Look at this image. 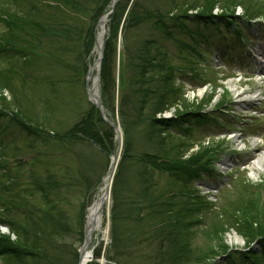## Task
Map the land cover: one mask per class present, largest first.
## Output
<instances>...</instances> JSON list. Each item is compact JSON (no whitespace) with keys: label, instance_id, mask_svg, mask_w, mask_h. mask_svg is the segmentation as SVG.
Wrapping results in <instances>:
<instances>
[{"label":"rangeland","instance_id":"374dc122","mask_svg":"<svg viewBox=\"0 0 264 264\" xmlns=\"http://www.w3.org/2000/svg\"><path fill=\"white\" fill-rule=\"evenodd\" d=\"M71 1L18 0L15 4H11L13 0L10 2L9 0H0L3 10L8 7L9 11L23 23L28 21L32 25L31 31L26 30L28 35L29 33L34 35V41L24 44L26 47L23 50L24 61L22 59L16 61L17 66H15L16 69L11 68L12 73L11 70L9 73L5 70L2 72L8 78L5 79V82L11 87V91H0V218L12 221L11 216L7 217L10 213L4 212V209L12 206L14 202L17 207L24 206L19 210L20 213L24 212L25 208L31 210L37 208L42 210L40 212L45 215L44 210L48 203L36 186H46V189L48 184H55L53 188L47 189V193L50 198H54L53 204L57 210L65 214L67 224L72 226L71 235L65 240L66 243L71 244L74 249H79L81 212L83 207L86 211L104 186L110 173L111 161L117 155L119 143L114 135V138L110 139L111 145L105 151L90 141L69 138L71 136L69 131L80 121L88 109L91 110L92 106L86 94L85 77L90 59L94 60L96 56L93 50L89 54L85 47H82L81 50V43L84 41L83 38L86 43L91 38L95 39L97 23L105 15L112 0L109 3L108 0H75L78 3L77 7L71 6ZM172 1L146 0L144 5L147 4L145 8L155 13V9L169 10L173 6ZM175 1L179 3L183 0ZM194 1L198 2L197 8L206 2V0ZM212 1L218 2L212 10L213 15L223 16L220 8L225 3L230 5L229 0ZM235 1H242V5L235 7L234 17L231 18L232 22H241V19L237 20L240 17L246 18L245 13L248 11L245 8L246 5L260 12L259 18H264V0ZM129 8L131 7L129 6ZM128 11L129 9L123 12L114 41L119 56L124 48L123 43L122 47L120 46V38L123 42L121 30L124 21L127 20ZM197 11L189 12L188 15H195ZM143 13L148 12L142 10L139 16L143 17ZM94 15L100 17L95 20L96 22L92 19ZM110 24L107 25V34L111 32ZM94 25L95 27L92 28L91 26ZM243 25L247 24L243 23ZM82 26H86L84 36L80 35L81 31H79L82 30ZM41 27L49 29V34L43 32ZM90 27L92 30L94 29L93 35L90 33L91 29L87 32ZM251 27L249 30L246 28L244 30L245 35L249 38H246L243 33V37L235 36L232 33H230L232 35L228 33L227 35L223 31L224 29L222 30L221 34L233 41L228 55L223 49L225 43L219 42L223 36L217 34L218 32L214 28L188 23L185 26L180 25L177 30L176 38L190 45L195 44L192 41V35L196 36L195 33L198 29H201L207 37L214 36L211 40L213 46H208L206 42L199 40V44H201L198 48L206 52L205 59L200 60L197 56L194 59L197 66L205 70L202 75L200 74L201 79L197 80L188 74L185 75L184 72L188 71H176L175 85L183 87L185 101L180 102L171 112L163 115L164 119L171 120L177 118L175 116L177 113H183L186 110L189 113H196L200 109V113L196 115L206 116L207 124L193 122L184 125L181 130L174 128L170 132L176 138L184 139L186 144L191 146L182 149V159L188 160L192 155H196L199 160L211 161L209 165L212 169L211 173L204 172L200 179L191 183L198 195L207 203L206 206L204 203L205 212H209V204L214 205V211H220V207L227 202L230 205L246 189L249 194L247 197L256 199H251L255 203H250L246 208L250 213L256 211H260V214L264 213V167L256 178L252 176L250 170L252 163L264 156V76L255 73L259 71L260 66L253 60L254 56L259 58V54L264 53V29L256 22ZM77 29L79 30L77 31ZM5 31L6 33L9 31L7 26L0 22V35ZM16 34L23 37L22 32H16ZM154 37L161 41V46L170 55L173 64L178 67L184 65L183 55L179 53L180 50H184L180 45L185 46L186 44H181L178 40L173 39H171L172 41L164 40L163 34H156L150 25L141 28L133 27L129 44L135 47L141 40ZM242 40L245 43H242ZM94 41L91 48L94 47ZM73 49L78 50L73 52ZM37 51L38 55L34 53ZM81 51L84 52V56L78 58ZM193 54L191 53L192 56L195 55ZM32 55H35L34 60ZM77 58L79 63L76 62ZM35 60L38 61L36 64L30 63ZM9 61L5 65L1 64L0 68L3 66H5L3 69L10 68ZM75 65H78L79 73L74 71ZM24 78H27L26 83L23 82ZM208 82L213 83L214 86L209 85ZM232 83L246 97L254 96L256 101H253L251 105L241 104L234 96L231 88ZM204 104L205 106H202ZM114 120L121 127L123 126V118L116 115ZM185 127L191 128L192 134H184ZM122 131L124 134L123 127ZM130 132L133 137V153L135 155L155 152L156 148L152 143L147 142L143 129L133 127ZM124 144L125 139L114 182L121 168L120 164L122 165ZM214 149L216 150L215 154H213L214 152L207 154L205 152ZM201 157L203 158L201 159ZM126 170L122 179L121 196L118 197L119 204L115 205L112 190L111 206L103 213V229L95 233L91 244L95 247L102 244L101 252L104 257L101 260L108 262V255L122 258V254L127 250H137L141 253L137 254L129 264H144L146 261L150 264V257L153 256V261H156L157 257L155 258L153 254L154 247L148 242L149 234L151 235L148 230L158 225L159 221L156 218L158 214L147 210L149 213L147 215L151 217L148 218V222L138 221V204H142V201L145 204L147 200L137 195L140 183L136 180L137 169L132 167V161L127 164ZM151 172L156 171L153 169ZM86 180H90V185ZM152 184L155 185V190L151 191L150 197H154V199L159 198L158 196L161 194L167 195L166 192L171 190L173 192L184 191L181 186L173 185L167 175L158 173H155V177L151 181ZM89 186L92 189L90 193ZM166 197H162L158 201L159 205L156 209L158 212L166 211L170 207L178 211L187 205V199L181 198V196H178V202L171 203ZM8 210L10 208L6 211ZM262 217L260 215L255 220L256 225H252L250 222L241 224V228L245 232L241 236L237 230L226 227L220 217L210 218L208 215H203L202 211L197 217L200 222L198 225L196 221H191L193 218L187 214L186 227L188 226V230L184 232L188 246H184V248H189L190 259H203V262L198 264H249L248 262L253 260L254 254L258 259L260 256H264V235L252 239L246 237L248 234L252 235L253 231H257L258 226L264 224ZM14 219L17 218L14 216ZM201 223L202 225H200ZM107 228L109 231L106 238L103 230ZM8 236L11 237L8 231L0 229V264H5V260L1 256L4 252L2 244L5 242L3 238ZM11 240L15 241L12 237ZM12 241L11 244H13ZM254 242L257 244L254 245V248H250V253L245 257H243L244 254L233 252L245 250Z\"/></svg>","mask_w":264,"mask_h":264},{"label":"trees","instance_id":"16d2710c","mask_svg":"<svg viewBox=\"0 0 264 264\" xmlns=\"http://www.w3.org/2000/svg\"><path fill=\"white\" fill-rule=\"evenodd\" d=\"M17 1L18 0H13L11 4H15ZM110 1L111 0H108V3ZM131 1L132 0H121L119 4H117L113 15H110L111 24L109 26L111 27V32L105 45L104 58L100 67L101 99L104 109L109 115L115 116L116 104L118 102L119 116L124 120L122 127L124 129L125 144L122 156L123 159H121L122 165L120 164L121 168L113 184L115 205L119 204L118 200L121 196L120 190L123 184L122 179L127 171V164L132 161V167H136L137 169L136 180L140 183L137 195L147 200L145 204L143 201L142 204H138V221L148 222V218L151 217L147 215L149 214L147 210H152L154 214H158L156 216L159 221L158 225L155 224L156 226L154 228L148 230L151 233V235L149 234L148 242L154 247L155 252L153 254L155 258L157 257L156 261L152 260L153 256L150 257V264H198L203 262V259H190L189 248H184V246H188L184 232L188 230V226L186 227L188 219L187 214L190 215V218H193L191 221H196L198 225L200 222L197 220V217L200 216L202 211L203 215H208L210 218L213 217L217 219L220 217L226 227L237 230V232L243 236L245 233L241 228L243 223L250 222L252 225H256L255 220L260 217V215L263 216L261 219L264 220V213L260 214V211L250 213L246 208L247 205L255 203L254 200H256L253 197H247L249 194L246 189H244V193H241V196H238V199L234 200L230 205H228L227 202L224 206L220 207V211H214V205L209 204V212H205L204 208L207 203L198 195L191 183L193 184L194 180L200 179L202 173H211L212 169L211 166H209L211 161L199 160L196 155H192L188 160L182 159V149L184 150L185 147L189 148L191 146H188L189 144L187 145L183 139L176 138L170 133L174 128L181 130V128H184V125L193 122H196V124H205L204 116L196 115L199 114L201 110L198 109L196 113H189V111L186 110L183 113H177V115H175L177 118L171 120L157 118L159 114H164L171 108L178 106L180 102L185 101L183 98V87L175 85L176 71H188L184 72V74L193 75V77L201 79L197 64L193 58L190 57L183 58L184 65L181 67L173 64L170 55L164 47L161 46V41L156 37L141 40L135 47L130 46L129 37L133 27L136 26L141 28L148 25L155 30L156 34L159 35L162 33L164 40L169 39L170 41H172L171 39H177L178 27L180 25L185 26L188 23H197L205 27H219L223 25L229 30L232 25L237 23V21L232 22L231 18L234 17L235 7H241L242 1L236 2L235 0H229L230 5L225 3L220 8L223 16L213 15L212 10H214L218 2H213L212 0H206L205 4L200 3L201 5L199 8H197L198 6L196 5L198 2L196 3L194 0H183L179 3L173 0V6L169 8V10L163 11L162 9H155V13L145 8L147 5H144L146 0H134L131 8H129ZM70 5L73 7L75 5L77 7L78 3L72 0ZM71 6L70 8H72ZM245 8L249 12L246 11V18H243L244 20L248 21L259 18L260 12L253 10L252 7L247 5ZM127 9H129L128 17L127 20L125 19L126 22L124 21V26L121 30L124 48L121 56H119L114 41L123 12ZM142 10L148 13H143V17H140L139 13H141ZM195 11H197V14L188 15L189 12ZM100 17L94 15L92 19L95 21ZM187 18L190 21L184 20ZM228 20L231 21L229 22ZM0 22L5 24L9 30L7 33L5 31L0 35V60H3L0 62V65L9 61L8 59H11L9 61L11 65L10 68H0V91L8 92L11 91V87L5 82V79L7 80L8 78L6 74L2 72L5 70L9 73L11 70L12 73L13 70L11 68L17 66V59H22L24 61L25 53L23 50L26 49L24 44L34 41V35L29 33V36L27 34L26 29L29 31L32 29V25L29 24L28 21L23 23L9 11L8 7L3 10L1 5ZM85 27L86 26H82V30L77 29V31H81L80 35L82 36L86 33ZM91 27L94 28L95 25ZM91 27L87 29V32L90 31ZM41 29L43 32L49 34V29L43 27H41ZM16 32H22L23 37L18 36ZM90 33L93 35L94 29H91ZM195 35L203 36L200 30H198ZM83 40L80 48L83 49L85 47L86 52L89 54L92 50L91 46L93 45L94 39L91 38L87 43L84 38ZM75 50L76 49H73V51ZM192 50L195 51V49ZM180 52L181 54L185 53L183 50H180ZM82 56H84V52L79 54L78 58ZM78 58L76 60L77 63H79ZM118 60L119 84L117 83ZM84 68L86 69L85 66ZM73 69L77 73L80 71L78 65H75ZM26 81L27 80H23L24 83H26ZM202 106H205V104ZM133 127L143 129L147 142L152 143L154 145L153 147L156 148L153 154L137 153L135 155L133 153L134 142L130 132ZM185 129L186 131L184 134L188 135V133H191V128L185 127ZM69 133L71 134L69 138L90 141L105 151H107L106 149L111 145L110 139L114 138L112 128L101 119L99 111L94 106H91V110L88 109ZM215 151L214 149L206 150L205 152L206 154L213 152V154H215ZM202 158L203 157H201V159ZM153 169L156 172H151ZM155 173L167 175L168 178L172 180L173 185L181 186L184 191L173 192L171 190L166 192L167 195L161 194V196H158L159 198L154 199V197H150L151 191L155 190V185H151ZM89 181L90 180H86L90 185ZM54 185L55 184H48V188L51 189ZM36 187L44 195V200L48 203L46 204L47 208L44 210L46 212L45 215L40 212L42 210L37 208L33 210L25 208L24 212L20 213L19 210L24 206L17 207L14 202V204L9 207L10 210L6 211L9 208L4 209V212L10 213L7 217L11 216L12 218L10 219L12 221L0 218V224L8 226L11 235H14L16 238L14 241L15 243L9 236L3 238L5 240L2 244L4 252L1 256L5 260V264H78V249H74L71 244L65 241L67 237L71 235L72 226L67 224L65 214L58 211L55 204H53L55 200L49 197L47 193L48 188L45 189L46 186L42 187L41 185ZM88 190L89 193L92 191L91 186L88 187ZM178 196L187 199V205H184V207L182 206L183 208L181 210L178 209V211H175L172 207L163 212H158L156 210L158 209V201H160V198L166 197L171 203L173 201L178 202ZM257 199L261 200L260 198ZM184 212L186 213L185 216ZM85 214V207H83L79 223L80 243L83 242L82 233ZM14 216L17 219L13 220ZM200 225H202V223ZM262 235H264V224L258 226L257 231H253L252 235L248 234L246 237L252 239ZM11 241L13 244H11ZM101 247L102 245L93 253L95 262L91 264H98L97 261L103 256ZM139 253L141 252L137 250H127L126 253L122 254V258L108 255L107 260L111 264H129ZM245 256L246 254H244L243 257ZM254 256L255 254L252 256L253 260L248 262L249 264L264 263V256H260L259 259L257 256ZM243 257L241 258L243 259ZM144 264H148V262L146 261Z\"/></svg>","mask_w":264,"mask_h":264},{"label":"bare ground","instance_id":"6f19581e","mask_svg":"<svg viewBox=\"0 0 264 264\" xmlns=\"http://www.w3.org/2000/svg\"><path fill=\"white\" fill-rule=\"evenodd\" d=\"M107 21L108 17H104L101 20L100 25L98 26V34H97V44L95 48V56L94 61L90 65V71L87 77V82H88V94L90 95V99L92 102H95L99 96V82L97 79V72L99 69V57L102 55L103 51V44L105 41V36L107 34ZM231 88L233 89L234 96L240 103L243 105H247L248 103H253V101H256V98L253 97H246V95L237 89L236 85L234 83L231 84ZM119 156L118 154L113 158V168H115V165L119 162ZM116 162V164H115ZM253 165L250 166L251 174L255 178L258 177L260 174V170L264 167V156L262 158L257 159ZM109 176L113 173V169L110 170ZM110 178H106L105 184L102 187L100 193L97 196V199L92 207L88 209V217H87V234L88 238L90 240L93 239V236L97 231H101L103 228V213L104 211L108 210L109 207L111 206L112 198H111V193L109 194V181ZM107 208V209H106ZM105 237H108V228L106 230H103ZM238 239V238H237ZM236 239V240H237ZM88 253L83 257L84 259H87Z\"/></svg>","mask_w":264,"mask_h":264},{"label":"water","instance_id":"95a60500","mask_svg":"<svg viewBox=\"0 0 264 264\" xmlns=\"http://www.w3.org/2000/svg\"><path fill=\"white\" fill-rule=\"evenodd\" d=\"M117 2H118V0H114L113 1V7H115V5H117ZM98 81H99V77H98ZM93 104L99 109V111L101 113V116L103 117L102 119H104L112 127V129H114V131L116 133V136H117V138H118V140L120 142V147H119V151H118V156H120L121 149H122V133H121L120 129H118L119 127L115 123H113V122H111V121L106 119L104 111L102 109L103 107L101 105V101H100L99 98L95 102H93ZM113 163L114 162L112 161L111 170L113 169V173L108 177V178H110L109 179V181H110L109 194H110V191H111L110 188H111L112 180L114 178V174H115V171H116L115 169L117 168V165H118V163L116 164V162H115L116 165H115V168H113Z\"/></svg>","mask_w":264,"mask_h":264}]
</instances>
